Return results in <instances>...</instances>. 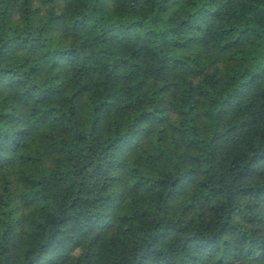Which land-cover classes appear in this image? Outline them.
I'll use <instances>...</instances> for the list:
<instances>
[{
    "label": "trees",
    "instance_id": "1",
    "mask_svg": "<svg viewBox=\"0 0 264 264\" xmlns=\"http://www.w3.org/2000/svg\"><path fill=\"white\" fill-rule=\"evenodd\" d=\"M0 264H264V0H0Z\"/></svg>",
    "mask_w": 264,
    "mask_h": 264
}]
</instances>
